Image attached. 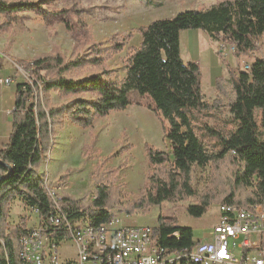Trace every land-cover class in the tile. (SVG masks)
Masks as SVG:
<instances>
[{"label": "trees", "instance_id": "1", "mask_svg": "<svg viewBox=\"0 0 264 264\" xmlns=\"http://www.w3.org/2000/svg\"><path fill=\"white\" fill-rule=\"evenodd\" d=\"M27 11L40 15L48 27L64 23L74 43L71 57L53 43L49 51L17 61L36 82L17 81L13 129L0 147L1 264H19V238L27 218L23 216L17 224L8 220L17 198L28 207H38L42 216L62 212L71 219L87 218L93 227L119 212L148 213L153 206L178 204L192 197L195 202L187 212L193 217L203 216L213 203L246 209L257 204L264 210V57L255 56L248 70L228 66L230 78H216L218 95L209 102L202 90L200 62L185 61L181 55V32L202 29L213 39L232 44L237 57L252 56L264 36V0H223L205 10H182L133 28L123 41L110 45L96 38L79 9L51 10L41 0H0V31H9ZM135 33L141 35V43L130 46L123 62L125 76L120 78L109 59ZM132 91L147 98V108L167 122L164 131L171 150L145 145L147 173L132 198L124 189L120 167L108 164L114 155L123 153L121 148L94 165L91 193L76 197L62 192L55 201L40 168L49 160L57 129L67 123L91 127L96 118L132 104ZM52 92L66 101L53 103ZM223 105L230 117L221 119L222 126L200 117ZM205 138L211 140L209 144ZM96 142L97 135L91 133L82 145L85 157L94 158L99 152ZM226 161L230 164L227 176L222 173ZM208 164V183L200 192L193 171L197 165ZM74 170L67 167L60 179L67 180ZM153 232L165 246L193 244L192 227L178 225L161 213Z\"/></svg>", "mask_w": 264, "mask_h": 264}, {"label": "rangeland", "instance_id": "2", "mask_svg": "<svg viewBox=\"0 0 264 264\" xmlns=\"http://www.w3.org/2000/svg\"><path fill=\"white\" fill-rule=\"evenodd\" d=\"M39 1V0H30ZM48 9L77 8L81 15L91 26L96 38L110 45L115 41H123V37L131 29L141 25L149 24L155 19L171 17L186 9L205 10L209 6L223 0H41ZM21 19L11 26L9 31H0L2 36H8L7 46H11L16 36L20 39L19 47L26 49L31 43L40 41L42 48L52 47L53 43L60 45L61 49L68 57L72 56V45L74 39L67 31L64 23L55 22L53 26H47L42 17L33 11L23 12ZM3 16L0 15V21ZM136 34L125 41L122 51L114 53L109 64L116 70L117 75L125 76L123 62L130 54V46H138L141 41L135 38ZM188 38V39H187ZM187 39V40H186ZM183 40V44H182ZM181 49L185 59L197 60L202 68V90L204 97L209 102H213L218 95L216 88V78L223 76L227 80L230 78L228 66L237 71L248 70L254 58L237 57L234 54V46L222 41L213 39L210 34L202 29H186L183 31ZM261 48L256 52L259 57L264 51V38L261 39ZM49 49V50H50ZM48 50V51H49ZM18 72L21 71L16 62ZM23 75L27 74L23 69ZM21 74H19L20 76ZM19 76L17 78H19ZM22 76V75H21ZM21 78V79H20ZM19 79L22 81L23 76ZM16 81V80H13ZM11 82V81H10ZM133 101L126 109L112 111L104 117L95 119L91 127L67 123L64 127L57 129L55 144L49 154V160L44 162L40 168L46 186L56 194L68 192L76 197L84 196L93 191L94 181L90 176V171L94 165L106 158L109 154L116 153L124 148L123 153L114 155L109 165L120 167L121 181L129 198L135 196L143 186L147 173L145 145L150 144L161 150L170 151V142L166 138L164 124L157 114L147 108L148 99L141 97L137 91L131 92ZM52 101L55 104L63 103L57 92H52ZM227 100H224L226 103ZM209 124L218 127L222 126V120L228 119L230 114L226 105L219 111L212 112L211 115H200ZM141 120V121H140ZM143 120V123H142ZM97 135L96 146L99 152L94 158L84 156L82 145L90 140V134ZM209 144L211 141L205 138ZM129 145H131L129 147ZM74 167L75 170L69 175L67 180H61L60 176L67 167ZM211 164L204 167L196 166L194 184L202 192L208 183ZM222 173H230L228 161L222 166ZM194 198L184 200L178 204L164 202L151 208L148 213H134L128 215L121 214L123 218L134 220L138 225L158 224V215L161 213L169 219H175L178 225L190 226L193 228V239L195 241L209 239L213 230L214 213L219 203H213L208 212L201 217H193L187 212V207L194 203ZM15 206L18 207V204ZM252 206L264 214V210L257 204ZM245 208V207H244ZM17 210V208H15ZM27 207L25 216L31 212ZM122 212H119L120 214ZM36 214H33L28 221V225L35 224ZM23 216H11L13 224L19 223ZM242 237L237 241L240 242ZM237 255L241 254L240 248L236 249ZM61 257H74L75 247L71 242H62L60 246Z\"/></svg>", "mask_w": 264, "mask_h": 264}, {"label": "built area", "instance_id": "3", "mask_svg": "<svg viewBox=\"0 0 264 264\" xmlns=\"http://www.w3.org/2000/svg\"><path fill=\"white\" fill-rule=\"evenodd\" d=\"M19 69L25 77L22 81L34 85L36 79L23 75L22 67ZM13 80L17 78L6 79ZM45 187L57 201V194ZM28 208L36 216L32 226L28 225L31 216H25L27 226L21 234L23 264H264V220L254 219L253 209L237 204H219V216L209 239H193L192 245L182 247L159 244L154 226L123 224L117 213L97 227L98 242H91L90 250H82V239L88 238L87 218L71 219L62 212L42 216L38 207ZM64 241L75 247L74 257H61ZM237 248L240 255L235 253Z\"/></svg>", "mask_w": 264, "mask_h": 264}, {"label": "crops", "instance_id": "4", "mask_svg": "<svg viewBox=\"0 0 264 264\" xmlns=\"http://www.w3.org/2000/svg\"><path fill=\"white\" fill-rule=\"evenodd\" d=\"M183 31L181 32V40H182ZM12 37L15 39V41H13L11 46H7L6 44L8 43V36H2L0 32V147H3L8 142L13 129V111L15 109V103H16V83L17 81H21L20 80L21 76H19L16 62L19 59L30 60L37 53L45 52L50 49V47L42 48L41 47L42 44L40 41L31 43L30 46L26 49H21L19 47L20 39L17 36L16 38L15 36ZM135 38L138 39V41H141L142 39L140 34H136ZM262 38H264V36ZM261 39H260V44H261ZM182 44H183V40H182ZM260 48L261 46L259 45V49ZM258 50L254 52L253 54L254 56L252 55L253 58H255V56H258L257 54H255L256 52H258ZM182 52L183 51L181 49V55L183 57ZM246 57H251V56H246ZM261 57H264V51ZM183 59L185 61L192 60V59H185L184 57ZM18 76L20 79L17 78ZM7 78H14V79L17 78V80L7 82L6 81ZM16 204H18V207L15 206ZM27 207L28 206H26L20 198L15 199L11 205L10 216L8 219L9 222L13 223L11 216H15V215L25 216V210H27ZM15 208H17V210H15ZM121 214L123 213H120L118 215L120 216L121 222L123 224H136L134 220L128 218L125 219L122 217ZM32 215L33 214H29L28 216H32ZM213 216H214L213 223H216L219 216L218 207L215 210Z\"/></svg>", "mask_w": 264, "mask_h": 264}, {"label": "bare ground", "instance_id": "5", "mask_svg": "<svg viewBox=\"0 0 264 264\" xmlns=\"http://www.w3.org/2000/svg\"><path fill=\"white\" fill-rule=\"evenodd\" d=\"M142 123H143V120H142ZM242 208L246 209L244 207ZM251 209H253L254 211V219L264 220V214L258 209V207L252 206ZM86 230H87L88 238L82 239V250H90L91 242H98V229L97 227L91 226L88 220H86ZM19 264H23L21 237L19 238Z\"/></svg>", "mask_w": 264, "mask_h": 264}, {"label": "water", "instance_id": "6", "mask_svg": "<svg viewBox=\"0 0 264 264\" xmlns=\"http://www.w3.org/2000/svg\"><path fill=\"white\" fill-rule=\"evenodd\" d=\"M1 264V263H0Z\"/></svg>", "mask_w": 264, "mask_h": 264}]
</instances>
